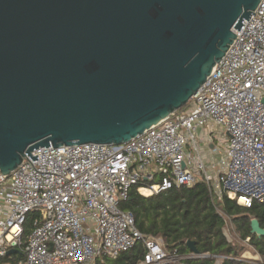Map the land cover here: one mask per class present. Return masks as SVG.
Instances as JSON below:
<instances>
[{"label":"water","instance_id":"95a60500","mask_svg":"<svg viewBox=\"0 0 264 264\" xmlns=\"http://www.w3.org/2000/svg\"><path fill=\"white\" fill-rule=\"evenodd\" d=\"M260 2L0 0V172L42 147L129 142L184 108Z\"/></svg>","mask_w":264,"mask_h":264},{"label":"built area","instance_id":"2783aa9c","mask_svg":"<svg viewBox=\"0 0 264 264\" xmlns=\"http://www.w3.org/2000/svg\"><path fill=\"white\" fill-rule=\"evenodd\" d=\"M255 12L189 103L143 134L120 145L42 147L31 154L37 161L0 172V258L15 250L24 255L15 264H96L142 241L139 264H184L191 257L145 237L120 208L135 187L151 197L203 181L220 199L264 204V0Z\"/></svg>","mask_w":264,"mask_h":264},{"label":"trees","instance_id":"16d2710c","mask_svg":"<svg viewBox=\"0 0 264 264\" xmlns=\"http://www.w3.org/2000/svg\"><path fill=\"white\" fill-rule=\"evenodd\" d=\"M120 208L133 213L137 229L145 237L161 238L167 252L191 255L187 242L195 243L200 257H191L184 264H256L239 259L240 251L230 244L224 234L225 217L232 218L243 240L262 257L264 264V237L252 233V220L257 219L264 228V204L255 203L245 208L228 198L220 199L207 184L198 181L192 187H173L151 197L142 196L135 187ZM37 214L30 213L25 224V235L32 229ZM145 254L142 241L117 257L100 256L96 264H139ZM204 255H207L204 257ZM24 259L21 252L0 258V264H15Z\"/></svg>","mask_w":264,"mask_h":264},{"label":"rangeland","instance_id":"374dc122","mask_svg":"<svg viewBox=\"0 0 264 264\" xmlns=\"http://www.w3.org/2000/svg\"><path fill=\"white\" fill-rule=\"evenodd\" d=\"M214 135L216 138H223V134L218 130L215 131ZM223 231L228 242L240 251V260L262 264V257L256 252L253 246H251L249 240L242 239L241 234L232 218L225 217V227ZM223 261V256L216 257V264H222Z\"/></svg>","mask_w":264,"mask_h":264},{"label":"crops","instance_id":"0c3cea01","mask_svg":"<svg viewBox=\"0 0 264 264\" xmlns=\"http://www.w3.org/2000/svg\"><path fill=\"white\" fill-rule=\"evenodd\" d=\"M239 205V204H238ZM241 206V205H240ZM190 256H193V257H200L199 254H195V253H192L191 252V255L187 256V257H190ZM207 255H204V257H206Z\"/></svg>","mask_w":264,"mask_h":264}]
</instances>
